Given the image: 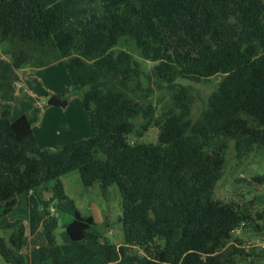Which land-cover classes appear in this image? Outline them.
Masks as SVG:
<instances>
[{
    "label": "trees",
    "instance_id": "16d2710c",
    "mask_svg": "<svg viewBox=\"0 0 264 264\" xmlns=\"http://www.w3.org/2000/svg\"><path fill=\"white\" fill-rule=\"evenodd\" d=\"M121 39L154 63L147 81L154 78L168 91L155 144L127 139L149 128L154 108L139 62L116 50ZM0 45L15 69L63 60L71 89L46 93V104L64 108L78 95L92 130L61 149L42 148L25 115L11 121L7 110L0 114V229L10 230L7 239L0 236V256L6 264H27L25 228L11 213L29 192L41 207L49 255L43 264L89 257L114 264H235L233 256L245 254L227 245L246 218L233 202L215 199L214 190L229 141L237 158L264 148V0H114L109 20L93 13L81 29L64 25L62 0H0ZM215 75L223 77L192 120L193 96L177 78ZM74 170L85 187L99 184L103 195L117 187L122 244L74 209L63 227L77 247L62 252L57 219L41 190L49 186L52 199H67L61 176ZM253 181L264 184V174Z\"/></svg>",
    "mask_w": 264,
    "mask_h": 264
},
{
    "label": "crops",
    "instance_id": "0c3cea01",
    "mask_svg": "<svg viewBox=\"0 0 264 264\" xmlns=\"http://www.w3.org/2000/svg\"><path fill=\"white\" fill-rule=\"evenodd\" d=\"M100 17L109 20L111 14ZM1 50L2 48H0V114L7 110L11 121L25 115L37 143L42 148L61 149L69 142L92 135L78 95L70 96L64 108L46 104V93L57 94L71 89V81L62 60L42 68L22 66L15 69L9 57ZM61 182L67 199H52L49 186L41 190V197L43 201L49 203V211L56 217L57 223L61 221L54 231V236L62 252L68 254L77 247V242L69 238L63 228L64 224L73 219L74 209L82 216L91 217L95 223L103 224L102 234L112 243L122 244L124 235L119 222L121 203L119 202L113 211L107 198L108 192L103 195L85 191L87 189L82 184L77 170L62 175ZM63 202H70L72 207ZM11 215L14 219L21 220L25 228L22 252L27 264H43L49 255L42 235L41 207L34 194L32 192L21 194ZM0 264H6L1 256ZM73 264L114 263H105L98 257H89Z\"/></svg>",
    "mask_w": 264,
    "mask_h": 264
},
{
    "label": "rangeland",
    "instance_id": "374dc122",
    "mask_svg": "<svg viewBox=\"0 0 264 264\" xmlns=\"http://www.w3.org/2000/svg\"><path fill=\"white\" fill-rule=\"evenodd\" d=\"M62 2L64 25L75 29L86 26L90 15L93 13L100 14L103 17L111 14L114 6V0H62ZM120 49L127 50L139 62L143 73L142 81L144 86L148 85L151 89L148 99L154 108L153 120L149 128L140 135L129 134L127 136L128 142L155 144L158 141V124H160V120L164 117L169 105L168 91L163 85L156 84L154 78L149 82L147 81L145 75L151 71L154 63L145 60L132 41L121 39L116 46V50ZM62 65H64V62ZM222 77V75H215L200 81L177 78L176 83L186 86L193 96L190 114L192 120H196L206 108L209 95L216 90ZM141 121V117L134 119L137 126ZM96 155L103 157L101 153ZM225 160L224 172L214 190V198L233 202L246 218L244 225L241 226L240 224L238 231H233L232 240L227 248L230 250L233 248L243 249L245 251V254L233 256L235 264H264V218L259 217L264 210V184L253 181L255 176L264 174V148L253 150L245 156L237 158L233 142L229 141ZM99 188V184L95 183L90 187H85L87 189L85 191L102 193ZM106 192H108L107 198L114 211L118 203H121L118 189L115 185H111ZM34 196L38 201L37 196L35 194ZM63 203L68 206L71 205L70 202ZM11 217L13 216L11 215ZM59 223H61L60 220L57 223V228ZM9 234V229H0L1 237L7 239ZM137 252L139 253V250Z\"/></svg>",
    "mask_w": 264,
    "mask_h": 264
},
{
    "label": "built area",
    "instance_id": "2783aa9c",
    "mask_svg": "<svg viewBox=\"0 0 264 264\" xmlns=\"http://www.w3.org/2000/svg\"><path fill=\"white\" fill-rule=\"evenodd\" d=\"M244 225V223H241V226H243ZM238 229H239V227H237L234 231H238Z\"/></svg>",
    "mask_w": 264,
    "mask_h": 264
}]
</instances>
